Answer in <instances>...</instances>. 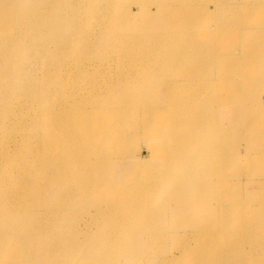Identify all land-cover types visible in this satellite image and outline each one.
<instances>
[{"label":"bare ground","instance_id":"obj_1","mask_svg":"<svg viewBox=\"0 0 264 264\" xmlns=\"http://www.w3.org/2000/svg\"><path fill=\"white\" fill-rule=\"evenodd\" d=\"M224 1L0 0V264H264V243L260 254L253 245L264 236V222L252 225L246 220L260 196L239 203L235 188L243 181L233 179L242 171H232L237 166L230 165L236 156L249 164L260 162L261 78L239 86L238 93L247 94L249 104L237 100L238 93L225 98L214 84L205 105L209 113L194 122L180 95L195 79L171 69L178 61L202 67L209 77L239 81L261 65L264 54L257 41L250 46L258 51L256 61L236 53L232 59L214 54L213 47L204 51L227 41H242L248 48L245 41L264 36V30L251 29H262L264 5ZM217 13L220 21L238 19L244 28L233 32V24H227L210 33L208 23H215L210 18ZM193 14L201 20L190 30ZM247 16L255 17L249 19L254 24L244 21ZM237 63L243 65L238 73L232 69ZM227 66L231 69L224 74ZM166 75L177 79L166 80L159 98L142 109L147 114L162 106L161 122L156 115L145 129L147 116L139 114L150 158L143 164L134 155L136 148L118 143L126 149L117 172L111 164L99 175L95 164L105 160L98 148L110 134L136 127L128 124L137 119L140 100L160 88ZM87 78L95 79L88 83ZM198 106L195 102L193 108ZM116 125L123 127L118 130ZM248 138L259 139L244 153L227 148ZM157 159L163 166L169 163L170 171L178 166L179 184L163 192L165 182L139 184L141 169H136ZM246 172L245 184H257L254 172ZM80 196L94 199L91 210L73 206ZM159 198L170 199L169 206L158 210L154 202ZM228 198L231 210L223 207ZM89 213L92 221L83 220L84 230L79 223L69 228ZM182 220L189 222L185 226ZM160 222L164 235L155 238ZM216 235L214 241L227 246L214 254L212 263L208 245L201 243Z\"/></svg>","mask_w":264,"mask_h":264},{"label":"rangeland","instance_id":"obj_2","mask_svg":"<svg viewBox=\"0 0 264 264\" xmlns=\"http://www.w3.org/2000/svg\"><path fill=\"white\" fill-rule=\"evenodd\" d=\"M242 1H246V2L252 1L256 6L258 4L264 5V4H261V2H262L261 0H226L224 2H226V3L236 2L237 3V2H242ZM224 2L222 4H224ZM182 5H183V3H182ZM182 7L183 6H180V8H182ZM183 14H186V12H183ZM220 15L221 14L217 13V14H215V17L212 16V18H210V20H214L215 21V23L212 24V25L210 23H208V25H209L208 31L210 33H216V31L215 30H209V29H212V28L219 29L220 26L227 25V24H233V26H232L233 27L232 28L233 32H237V31H239V30L244 28V25L238 19H229L227 23H224V22L220 21L218 19V18H220ZM176 18L178 20H182V17L180 15H178V14H177ZM252 18H255V17L247 16L244 19V21L246 23L251 22L252 24H254V22L252 20H249V19H252ZM193 19H194V21H193L192 25L190 26L192 18H191V21H190V23L188 25V27L191 28L190 30L195 29L197 27V25L199 24V22L201 20L200 14H193ZM260 19H261V22H260L259 26L262 29H258V28H251V29L258 30V31H263L264 30V18H260ZM176 28H180V26L176 27ZM170 31H172V30H168V32H170ZM205 33L207 35L206 31H205ZM252 41H257V47L264 54V36H263L262 33L259 35L258 40L256 38H252L250 40L245 41V44H246V42H248V48H244V46L242 47V41H240L239 43H232L230 41H227L224 45H221V46H218V45L217 46H206L204 51L205 52H209L211 47H213L212 49H213V53L214 54L216 53V54H219V55H225V56L229 57L230 59H232L234 54L236 53L237 57H248L249 61L250 60H252V61L255 60L256 61V59L258 58V51L256 52V51H254L253 49L250 48ZM234 51H236V52H234ZM134 66H136V65H134ZM130 67H132V66H130ZM130 67H127V68H130ZM171 69L176 71L175 75L178 74L177 76H187V75L190 76V75H192L191 77H193L195 79V80L191 81L192 86L190 88H188L186 91L181 92V95H180L182 104L185 107L184 109H185L188 117L191 118L194 122H195V117H202V116L207 115L209 113L210 109L205 108V105H206V100H207L208 94L210 92L214 91L215 88H216L214 86V84H218L219 89L221 91V94L225 98L230 97L229 92H230V94L232 96L237 94L239 92V90H240L239 86H249V81L251 79H253L255 81H258L259 77H260L261 80L257 84V87H258V89H261V88L264 87V57H262L261 65H258V67L253 68L255 70V72L247 71L245 73V75L240 78L239 81H236L235 79H230L229 77H227L225 79H217L220 76H216V75L213 76V77H211V76L209 77L206 73H204V71L202 70V67H199V66L194 67V66H191V65H185L184 66L178 61L175 62L174 66ZM222 69H223V67L222 68H216L217 71H221ZM230 69L231 68L228 67V66L225 67L223 73L225 74L227 72V70H230ZM232 69H234L236 73H238L239 71L241 72L242 69H243V65L237 63L234 66H232ZM114 73L115 72H113L112 75ZM172 76L173 75H171V76H167L166 75V76L162 77V80H161V84L162 85L159 86L160 88L154 90V93H152V94L145 95L140 100L141 103L143 104V106H142V108L140 110H136L137 119L136 120H131L130 123L128 124V125H136L135 128H131L130 131H128L127 133H122V132L118 131V132H115L114 134L113 133L110 134V136L106 139V141H104L102 143L103 147H99L98 148L99 157H103L104 160H105V161L99 160V163L95 164V168H97V172H98L99 175H105L104 170L107 173V170L110 168L111 164H114V167H116V165L119 164L120 161L118 160V158H120L121 154L124 153L126 148L121 147V146H116L118 143H122V144H125V145H131L134 148H136V151L134 152V155L136 157H138L139 159H143L142 160L143 164H144V161H146V159L150 158L149 151L151 150L150 149L151 147H150V145H148V142H147L148 138L145 135V130L141 131V122H140V119H139V114H141L143 117L145 115L147 116V120L146 121L143 120V122H142V126L145 129L150 124L154 123V117H156V115H159V117H160V114H161L160 113V109L162 108V106H158V107L152 109L151 113H147V114H143L142 113V109H143V107L145 106L146 103L156 101L159 98L160 93H163V91L165 90V86L163 85V83L166 80H168L170 82L171 79L173 81H174V79H177V77L175 78V77H172ZM180 78H182V81L185 80L184 77H180ZM94 79L95 78H87L85 81L88 82V83H90V82L92 83V82H94L93 81ZM97 79L98 80H100V79L102 80V78H97ZM213 79H215V80H213ZM178 80H180V79H178ZM210 81L213 84H210L209 83ZM189 82H182L181 84H188ZM235 98H237V100H239V101H242V102L245 101L247 104H249L248 103L247 94H245V93H238ZM260 98H261V96H260ZM195 102L199 103V106L196 109L193 108ZM263 107H264V105H263ZM171 116L172 115H168V118L170 119ZM245 121H246V118L241 116V123H244ZM160 122H161V117H160ZM122 127L123 126H121V125H118V126L116 125V128L118 130H120ZM240 132H241L242 135H246L245 134L246 131L244 129L240 128ZM139 134H140L141 141L139 140ZM258 139L259 138H253V140H252V139L248 138V139H246V141L241 140V141L236 142V144L235 143L228 144L229 147H227V148H232V150H237L239 153L240 152L244 153L246 151V149H247V146L248 147L252 146V144L254 143V140H258ZM162 147L163 146H161V148ZM259 154L260 155H258L257 158H258V160L260 162L250 163L249 164V162L244 161V160H243L244 161L243 162L242 159L239 158V156H236V158L230 164L232 166H237V168L234 167L235 170H232V171L239 170V168L241 169L240 171H242L241 174L240 173L239 174L236 173V175L234 176V179H233L234 181L242 182L241 179L243 177L247 176L248 172H246V171H249V168H250V170L252 172H254L252 180H254V182L257 183V184H255V185L245 184L247 182L246 181L245 183L242 184V187L240 189H238L237 187L236 188L232 187V188H235V191L238 190L239 195L242 198L241 201H239L237 199L239 201V203L240 202H244V203L247 204V202L249 203L252 200H254L255 198L260 196V200L261 201H257V203L255 204V207L253 208V211H249L246 214V220H248L249 222H252L251 223L252 225H255V224L257 225V224H261L262 222H264V218H263L262 213L258 214L259 210H264V204H263L264 203V191H262V190H264V179H256L258 177H264V149ZM126 156H128V154H126L124 156V158H126ZM168 164L169 163H166L163 166L162 165V160L157 159V160L151 162V164L148 165L147 167L145 165L137 166L136 169H138V168L141 169V175H140V178H139V184L153 185L154 183H157V182H162V183L165 182L166 185H165V187L163 189L160 190V189L157 188L161 192H163V190L168 188V187H172V186H175V185L179 184V181H178L179 180V176H177V174H176V172L178 171V166H175L173 168V170L170 171L168 169L169 166H167ZM103 166L108 168V169H104ZM260 166H261V168H260ZM101 167H102V170H100ZM114 167H112V168H114ZM117 168L118 167H116L115 173L117 172ZM130 171H128L127 173H129ZM109 177H110V179L112 181L116 182V176L111 175ZM261 182H263V183H261ZM168 183L170 184V186H167ZM237 184H233V185L237 186ZM259 184H262V185H259ZM242 188H243V190H242ZM242 191H243V193H242ZM261 194H262L263 197L261 196ZM238 196H236V197H238ZM250 196H252V197H250ZM120 199L125 201V197H122ZM228 199H227L226 202L224 200V204L223 205H225V206H223V207H226V208L229 207V210H231V207L233 208V205H232L233 201H230V199L229 200ZM93 201H94V199L92 197L88 196V197L82 198V196H80L77 199V204H73V206L74 205H75L74 207H76V206L80 207L81 206L80 208H88V209L91 210L92 206H93V203H92ZM169 203H170V199L165 200V199L159 198V199H157L154 202V205L156 206V208H158V210H160L159 208L161 207V205L169 206ZM259 203H260V205H259ZM91 215H92V213L83 214V215L81 214L79 219H74L72 221L74 223H71L69 228L71 229V228H73V226L74 227L81 226V228L84 230L85 224L92 221L91 220L92 219ZM259 218H260L261 222L257 223V222L254 221V220H258ZM182 221L184 222V223L183 222L182 223L185 226L189 222V221L186 222L185 220H182ZM77 223H79V225H77ZM82 223H84V224H82ZM163 224L164 223H162V222L159 223L160 227L158 226V228H159V230H157L158 234L156 232L155 233L156 235L153 236V237H155V238L156 237H163V235H164V231H163L164 230L163 229L164 225ZM170 224L173 225V224H177V223H175V222L173 223V221H172ZM196 227L195 228L194 227L191 228V230H196L197 229ZM182 229H183V231H186V232L190 231L189 228H182ZM170 230L171 229L169 228L168 231H170ZM70 237L71 236H69V238ZM195 238H196V236H195ZM198 238H200V237L197 236V239ZM249 238L250 239H256V237H254L253 235L249 236ZM214 239H219V236L216 235L214 238L213 237L210 238L209 240H211V241L208 240L210 243L209 242L201 243V245H204V244L208 245L209 249L207 251V254H208L209 258H210L209 262H212V263L214 262V260H216V258L214 257V254H216V253L219 254V252H221V249L227 246V243H223V242H220V241H216L215 242ZM211 242L212 243L215 242V243L211 244ZM263 243H264V236L258 237L257 238V242L253 243V245H255V244H256V246L258 245V248L260 249L258 251L259 254L263 253V251L261 252V247H262ZM209 245L210 246L212 245V247H210Z\"/></svg>","mask_w":264,"mask_h":264},{"label":"crops","instance_id":"obj_3","mask_svg":"<svg viewBox=\"0 0 264 264\" xmlns=\"http://www.w3.org/2000/svg\"><path fill=\"white\" fill-rule=\"evenodd\" d=\"M260 168H261V166H260ZM263 176V175H262ZM244 178V179H243ZM242 178V181H243V183H245L247 180H246V177H243ZM256 179H264V177H258V178H256ZM262 191H264V190H262ZM260 213H262V215H263V218H264V210H259V212H258V214H260ZM260 220V218L258 219V220H255V222H261V221H259ZM263 221V220H262Z\"/></svg>","mask_w":264,"mask_h":264}]
</instances>
